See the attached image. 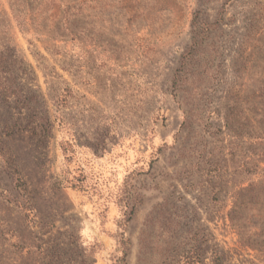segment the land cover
I'll list each match as a JSON object with an SVG mask.
<instances>
[{"label":"rangeland","instance_id":"374dc122","mask_svg":"<svg viewBox=\"0 0 264 264\" xmlns=\"http://www.w3.org/2000/svg\"><path fill=\"white\" fill-rule=\"evenodd\" d=\"M5 90L0 264H264V0H0Z\"/></svg>","mask_w":264,"mask_h":264},{"label":"trees","instance_id":"16d2710c","mask_svg":"<svg viewBox=\"0 0 264 264\" xmlns=\"http://www.w3.org/2000/svg\"><path fill=\"white\" fill-rule=\"evenodd\" d=\"M0 94H2L5 98H8L10 96V91H0ZM15 128H17V124L7 123L5 125L4 129V135H12L15 133ZM35 130V127H33ZM42 134V133H41Z\"/></svg>","mask_w":264,"mask_h":264}]
</instances>
